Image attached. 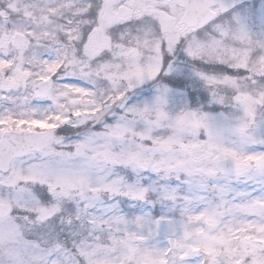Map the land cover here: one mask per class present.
<instances>
[{"label":"snow or ice","instance_id":"1","mask_svg":"<svg viewBox=\"0 0 264 264\" xmlns=\"http://www.w3.org/2000/svg\"><path fill=\"white\" fill-rule=\"evenodd\" d=\"M0 264H264V0H0Z\"/></svg>","mask_w":264,"mask_h":264}]
</instances>
